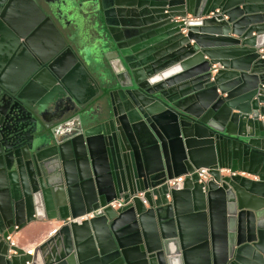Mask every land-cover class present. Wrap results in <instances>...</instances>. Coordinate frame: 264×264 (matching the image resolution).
I'll use <instances>...</instances> for the list:
<instances>
[{"label": "water", "instance_id": "obj_1", "mask_svg": "<svg viewBox=\"0 0 264 264\" xmlns=\"http://www.w3.org/2000/svg\"><path fill=\"white\" fill-rule=\"evenodd\" d=\"M262 49L264 0H0V264H264Z\"/></svg>", "mask_w": 264, "mask_h": 264}, {"label": "crops", "instance_id": "obj_2", "mask_svg": "<svg viewBox=\"0 0 264 264\" xmlns=\"http://www.w3.org/2000/svg\"><path fill=\"white\" fill-rule=\"evenodd\" d=\"M183 33H186V30H183ZM253 35H256L255 33ZM193 43V41L191 42ZM207 43V42H206ZM227 42L222 40H213L208 43L215 47H224L227 46ZM63 222L58 220H46L42 222H35L27 225L19 233L12 235L13 243L17 244L19 247L24 249L26 252H34L35 249L43 247L52 237L56 235L58 229L62 226ZM193 230V227H191ZM47 252L44 251V256L42 257L43 263L46 261L45 257Z\"/></svg>", "mask_w": 264, "mask_h": 264}, {"label": "built area", "instance_id": "obj_3", "mask_svg": "<svg viewBox=\"0 0 264 264\" xmlns=\"http://www.w3.org/2000/svg\"><path fill=\"white\" fill-rule=\"evenodd\" d=\"M261 52H264V50L262 49ZM216 70H217V66H214V71H216ZM217 170L219 171V173L222 176H233V175L237 174V172H234L230 168L219 167ZM211 171H212L211 168H197V169H194L193 171H190L184 175L169 178L166 180L165 184L168 185L170 190H172V189L179 190V189L183 188L185 180L187 178H193L194 175L198 176L199 183L207 184L209 181H211L213 179ZM242 175H245V174L242 173ZM145 193H146V191H143V192L138 193L137 195L140 198H142L145 203H147V201L145 199ZM133 197L134 196H132L129 201H126L123 197L116 198V199L110 201L107 204V206L111 207L114 210L121 209V208L125 207L133 199ZM168 197H170V195H168ZM96 214H97V210L92 211V212L78 218V220H76V221L82 222L83 220L91 219V218L95 217ZM11 236L12 235H9L7 238L10 242L12 241Z\"/></svg>", "mask_w": 264, "mask_h": 264}]
</instances>
